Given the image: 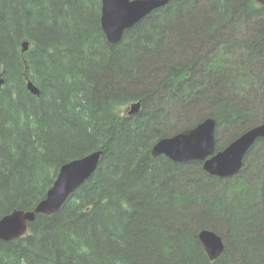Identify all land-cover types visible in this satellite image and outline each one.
<instances>
[{
    "label": "trees",
    "instance_id": "1",
    "mask_svg": "<svg viewBox=\"0 0 264 264\" xmlns=\"http://www.w3.org/2000/svg\"><path fill=\"white\" fill-rule=\"evenodd\" d=\"M100 11L0 0V219L34 210L64 164L103 152L58 212L0 240V264H264V139L228 178L151 153L173 115L188 126L169 136L213 117L226 143L264 123V7L171 0L116 45ZM203 230L225 241L214 261Z\"/></svg>",
    "mask_w": 264,
    "mask_h": 264
},
{
    "label": "water",
    "instance_id": "2",
    "mask_svg": "<svg viewBox=\"0 0 264 264\" xmlns=\"http://www.w3.org/2000/svg\"><path fill=\"white\" fill-rule=\"evenodd\" d=\"M170 0H101V27L111 45L121 42L127 30L134 27L141 19L158 10ZM264 7V0H250ZM23 52L30 47L28 41L22 44ZM5 84L0 75V91ZM28 90L36 96L40 90L29 81ZM1 97V94H0ZM141 103L132 104L129 114H136ZM217 121L213 117L205 118L192 128L159 140L153 147V157L167 156L176 163L199 161L204 170L221 178L233 177L240 173L248 151L259 139H264V123L252 128L227 147L218 150ZM102 152H94L82 159L65 164L60 169L57 181L48 191L47 196L33 211L15 210L0 220V240L12 241L28 233V224L35 221L38 214L51 216L58 212L68 197L88 181L97 170ZM199 240L211 261L218 259L225 251L221 236L210 230L199 233Z\"/></svg>",
    "mask_w": 264,
    "mask_h": 264
},
{
    "label": "rangeland",
    "instance_id": "3",
    "mask_svg": "<svg viewBox=\"0 0 264 264\" xmlns=\"http://www.w3.org/2000/svg\"><path fill=\"white\" fill-rule=\"evenodd\" d=\"M130 105L131 104H129V105H127V106H125V109H124V112L126 113V114H128V112H129V110H130ZM136 115V114H135ZM173 118H174V120L176 121L172 126H169V128H170V130H167L166 131V133H165V135H167L168 137H172V136H169V135H172V134H174V132L175 131H177V130H180V128L182 129V128H185V127H187L188 125L183 121V117L181 116V115H173ZM182 126V127H181ZM173 127V128H172ZM178 128V129H177ZM167 137V138H168ZM219 139H220V141H219V144H218V148H224V147H227L228 145H229V143H230V141H228L227 143H226V139H227V137L226 136H224L223 134H221L220 135V137H219Z\"/></svg>",
    "mask_w": 264,
    "mask_h": 264
},
{
    "label": "bare ground",
    "instance_id": "4",
    "mask_svg": "<svg viewBox=\"0 0 264 264\" xmlns=\"http://www.w3.org/2000/svg\"><path fill=\"white\" fill-rule=\"evenodd\" d=\"M135 103H140V102H135ZM135 103H132V104H135ZM132 104L130 105V110H131V106H132ZM130 110H129V112H130ZM140 111H141V108H140L139 112H140ZM129 112H128V115H135V114H129ZM139 112H138V113H139ZM138 113H136V114H138ZM95 152H98V151H95ZM101 152H102V151H101ZM93 153H94V152H93ZM91 154H92V153H91ZM89 155H90V154H89ZM102 155H103V152H102ZM87 156H88V155H87ZM85 157H86V156H85ZM101 157H102V156H101ZM83 158H84V157H83ZM79 159H82V158H79ZM75 160H77V159H75ZM73 161H74V160H73ZM100 161H101V159H100ZM71 162H72V161H71ZM69 163H70V162H69ZM99 163H100V162H99ZM66 164H67V163H66ZM64 165H65V164H64ZM64 165H63V166H64ZM98 167H99V165H98ZM98 167H97V168H98ZM61 168H62V167H61ZM61 168H60V169H61ZM60 169H59V172H60ZM59 172H58V175H59ZM58 175H57V177H58ZM56 181H57V178H56V180L54 181L53 185L55 184ZM86 182H87V181H86ZM86 182H85V183H86ZM53 185H52V187H53ZM81 186H82V185H81ZM52 187H51V188H52ZM51 188H50V189H51ZM50 189H49V190H50ZM47 193H48V192H47ZM73 193H74V192H73ZM73 193H72V194H73ZM46 196H47V194H46ZM69 197H70V196H69ZM69 197H68V198H69ZM45 198H46V197H45ZM45 198H44V199H45ZM44 199H43V200H44ZM36 207H37V206H36ZM32 211H33V210H32ZM13 212H14V211H13ZM13 212H12V213H13ZM10 214H11V213H10ZM8 215H9V214H8ZM6 216H7V215H6ZM4 217H5V216H4ZM4 217H3V218H4ZM0 220H1V219H0Z\"/></svg>",
    "mask_w": 264,
    "mask_h": 264
},
{
    "label": "flooded vegetation",
    "instance_id": "5",
    "mask_svg": "<svg viewBox=\"0 0 264 264\" xmlns=\"http://www.w3.org/2000/svg\"><path fill=\"white\" fill-rule=\"evenodd\" d=\"M171 1V0H170ZM170 1H169V3H170ZM100 2H101V0H100ZM168 3V4H169ZM167 4V5H168ZM166 5V6H167ZM166 6H164V7H166ZM164 7H162V8H164ZM162 8H160V9H162ZM101 10H102V3H101ZM159 10V9H158ZM155 11H157V10H155ZM155 11H153V12H151L148 16H150L151 14H153ZM148 16H146L145 18H147ZM145 18H143V19H145ZM143 19H141L140 21H142ZM100 23H101V11H100ZM138 24V23H137ZM128 31V30H127ZM29 49H30V47H29ZM196 126V125H195ZM185 130V129H184ZM217 136V146H218V143H219V141H220V139H218L219 138V135H216ZM219 149H222V148H218V150ZM220 236V235H219ZM223 239V238H222ZM223 241H224V239H223ZM224 243H225V241H224ZM226 246V245H225Z\"/></svg>",
    "mask_w": 264,
    "mask_h": 264
}]
</instances>
